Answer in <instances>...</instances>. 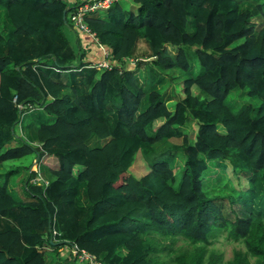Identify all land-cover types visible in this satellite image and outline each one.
Instances as JSON below:
<instances>
[{"label": "trees", "instance_id": "16d2710c", "mask_svg": "<svg viewBox=\"0 0 264 264\" xmlns=\"http://www.w3.org/2000/svg\"><path fill=\"white\" fill-rule=\"evenodd\" d=\"M70 1L0 0V264L69 244L105 264H264V0H117L87 17L111 70ZM220 237L244 249L224 263Z\"/></svg>", "mask_w": 264, "mask_h": 264}, {"label": "rangeland", "instance_id": "374dc122", "mask_svg": "<svg viewBox=\"0 0 264 264\" xmlns=\"http://www.w3.org/2000/svg\"><path fill=\"white\" fill-rule=\"evenodd\" d=\"M127 1H128V6L126 9L129 11L136 12L137 11V7H135L136 5L132 4L130 0H127ZM130 5L132 6V8ZM102 16H106V13L103 12ZM67 34L68 36L73 37L74 35H76V30L74 29L68 30ZM140 45H141L140 52H143L145 50V47L142 45V43ZM192 47L194 49L198 48L197 44L192 45ZM88 51H89V60H91L90 62H92V64L93 63L98 64L99 62H101V59L103 58V51L98 46L90 45V49ZM132 63L133 62L131 61L130 63H128V65L129 66L133 65ZM196 70H199L198 66ZM228 101L230 104H232L235 107L236 110H238L243 105L249 104L252 100L249 99V97H240L238 94L234 93L232 94V98L229 99ZM254 103H258V102H254ZM174 105H175L174 102L170 103V107H173ZM31 115L32 114L29 112H26L24 114V119L26 120V123L27 121L29 122V118L31 117ZM158 125H160V123H158ZM21 129L22 127L20 125H17L16 131L18 134H21ZM196 130H197L196 123L194 122L190 123L188 126V136L194 139ZM175 142L181 143V139H177L175 140ZM34 161H35V155H29V156L22 158L20 161H16V163L18 164V163L23 162L25 165L29 166L31 163H34ZM49 162L50 163L53 162V164H55V160H49ZM1 168L2 167L0 166V169ZM150 169H151V166L148 163H146L141 156H138L137 161L129 170L128 175L129 177H132V178L142 179L149 172ZM0 172H3V171H0ZM227 175L230 177V179L233 181L234 185L237 188L242 189V190H246L248 188V183L246 182V179L244 177H241L235 174L233 170L231 169V166H229L227 169ZM22 176L26 177L27 175H25V173H22ZM15 181L16 182L14 184V187L18 188L17 187L18 183L22 181L21 180L19 181L18 179H16ZM18 191L21 192L19 188H18ZM184 244H185L184 241H180L177 244V246L184 245ZM207 248L209 252H216L220 254L223 257V262L225 263V262L230 261L233 258L235 250L244 249V246L235 241L226 239L225 237H220L219 239L213 241V243L207 245ZM48 255L50 256V260L52 259L56 261V264H82L76 259L75 255L71 254V247L69 246H65L62 251H59L58 254L54 252H48Z\"/></svg>", "mask_w": 264, "mask_h": 264}, {"label": "built area", "instance_id": "2783aa9c", "mask_svg": "<svg viewBox=\"0 0 264 264\" xmlns=\"http://www.w3.org/2000/svg\"><path fill=\"white\" fill-rule=\"evenodd\" d=\"M117 0H71L70 5L72 12L70 14L71 22L74 27L81 33V35H89L98 43V47L103 51L105 60L100 63H93V67L98 69L111 70L115 67V62L112 61V53L110 49L103 47L97 38L96 33H93L91 28L87 25V17L98 12L109 10ZM120 67V66H118ZM23 106H20L22 109ZM71 254L75 255L76 259L82 264H105L100 258L79 246L71 247Z\"/></svg>", "mask_w": 264, "mask_h": 264}, {"label": "crops", "instance_id": "0c3cea01", "mask_svg": "<svg viewBox=\"0 0 264 264\" xmlns=\"http://www.w3.org/2000/svg\"><path fill=\"white\" fill-rule=\"evenodd\" d=\"M77 33H80L79 31L77 32ZM81 34V33H80ZM97 46V45H96ZM88 58H89V54H88ZM105 60V56H104V54H103V58L101 59V62H103ZM100 63V62H99ZM22 134H24V133H22ZM37 158H35V160H36ZM23 173H25V175H27L26 174V171H24ZM46 176V175H45ZM23 177V176H22ZM27 177V176H26ZM47 177V176H46ZM23 178H25V177H23ZM47 179H48V177H47ZM49 184H45V186H48ZM54 234H56L57 235V232L54 230Z\"/></svg>", "mask_w": 264, "mask_h": 264}, {"label": "bare ground", "instance_id": "6f19581e", "mask_svg": "<svg viewBox=\"0 0 264 264\" xmlns=\"http://www.w3.org/2000/svg\"><path fill=\"white\" fill-rule=\"evenodd\" d=\"M76 30H77V29H76ZM130 66H131V65H130ZM20 106H23V108L20 109L21 111L24 110V109L26 108V106H24V105H20ZM20 106H19V108H20ZM29 107L31 108V106H29ZM68 246H69V247H72V246H74V244H73V245H72V244H69ZM62 250H63V249H62ZM62 250H61V251H62Z\"/></svg>", "mask_w": 264, "mask_h": 264}, {"label": "water", "instance_id": "95a60500", "mask_svg": "<svg viewBox=\"0 0 264 264\" xmlns=\"http://www.w3.org/2000/svg\"><path fill=\"white\" fill-rule=\"evenodd\" d=\"M64 21L67 24V11H65V13H64Z\"/></svg>", "mask_w": 264, "mask_h": 264}]
</instances>
